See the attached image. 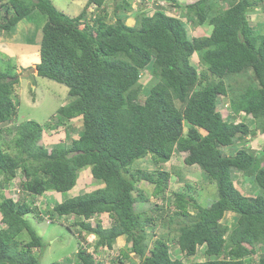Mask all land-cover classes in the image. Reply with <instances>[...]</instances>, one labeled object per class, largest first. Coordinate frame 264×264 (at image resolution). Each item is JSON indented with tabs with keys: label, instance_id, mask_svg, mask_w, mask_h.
I'll use <instances>...</instances> for the list:
<instances>
[{
	"label": "trees",
	"instance_id": "1",
	"mask_svg": "<svg viewBox=\"0 0 264 264\" xmlns=\"http://www.w3.org/2000/svg\"><path fill=\"white\" fill-rule=\"evenodd\" d=\"M106 1L86 0L79 14L69 16L52 0H0V35L32 10L47 17L32 76L65 85L67 101L45 126L57 132L72 118L82 121L75 138L63 130L70 144L46 147L39 122L16 121L17 74L0 72V264L39 263L34 249L42 241L29 215L77 227L74 264H124L126 251L109 263L93 254L113 249L120 237L131 244L137 264H264V143L261 149L235 146L255 136L256 128L264 134V32L248 19V12L264 11V0H163L174 13H166L161 2L143 0L140 8L120 0L112 22ZM129 10L133 24L125 21ZM189 23L209 30L191 35ZM248 70L252 75L239 87L225 82ZM143 71L149 73L147 86L140 82ZM220 95L228 100L225 117L218 110ZM176 152L206 173L218 197L203 206L193 195L173 191L167 203L172 211L164 214L171 175L163 165ZM147 158L152 171L134 165ZM87 167L102 186L44 211L33 203L49 192L69 193ZM232 169L250 181L249 194L235 186ZM140 181L161 201L150 209L155 217L136 210V203L148 200ZM5 185L19 189L17 199L4 193ZM158 220L176 224L181 257L172 258L171 238L153 232ZM85 235L96 237L92 252L83 244ZM198 252L204 258L192 260Z\"/></svg>",
	"mask_w": 264,
	"mask_h": 264
},
{
	"label": "rangeland",
	"instance_id": "2",
	"mask_svg": "<svg viewBox=\"0 0 264 264\" xmlns=\"http://www.w3.org/2000/svg\"><path fill=\"white\" fill-rule=\"evenodd\" d=\"M55 6L62 10L64 13L69 16H76L80 13L86 0H52ZM120 0H107L106 7L108 9L109 16H107L108 22H112L114 20L113 9L115 3ZM132 3L135 7L140 4H143V0H133ZM148 1L151 4H164V8H166V13H174L171 7H167V3L163 0H144ZM182 3H193L195 0H179ZM140 2V4H137ZM226 7V4H223ZM143 7V6H142ZM94 7L88 8V17L94 11ZM4 9L3 5H0V21H1V11ZM93 9V10H92ZM12 13V10L10 9ZM129 10L125 17V21L128 24L134 23V16ZM46 15L39 12L38 10H32L25 19L22 21V24L30 25V22H34L38 27L37 32L39 35L42 34V25L46 20ZM248 19L255 28H258L261 32H264V11L261 8L254 9L251 12H248ZM28 21V22H27ZM189 25V26H188ZM187 25L189 34L196 35L207 32L209 29L206 26H193L191 23ZM16 27V26H15ZM18 27L11 29L14 32ZM9 32H2L1 36L9 35ZM19 36V35H18ZM20 38V37H19ZM8 49L0 48V72L10 73L12 75H16L19 78L18 83L14 84V96L18 103L17 106V123L23 122L26 120H36L39 122L45 129L43 132V138L41 140L42 144L46 147L50 148L53 144L58 142H63L65 145L70 144L69 138H65V133L63 130H66L70 137H77L76 130L81 127L82 121L81 119H75L73 122L66 123L67 126H60V130L56 129L50 130L45 124L51 123L55 120L56 110L59 106L65 103L63 96L67 94V88L65 85L60 84L58 82L43 78V77H33L32 73L34 72L33 68L28 69L27 67L32 62L38 61V51L33 50L26 53L16 52L15 54L7 51ZM197 59L192 58V63H196ZM20 73H19V71ZM248 74H237L225 80L227 84L232 87H239L241 83L243 84L251 74V70L247 71ZM149 73L147 71H143L141 74L140 82L145 84L146 86L149 84ZM61 104V105H60ZM228 100L226 96H219L218 110L225 117L229 114ZM242 116L235 117L234 120L242 119ZM79 118V117H77ZM247 123L250 124V117H247ZM54 122V121H53ZM52 122V123H53ZM186 128V126H185ZM50 130V131H49ZM256 130V135L247 136L243 139V142H237L236 147L248 146L252 149H261L264 143V134L258 130ZM65 131V132H66ZM66 132V133H67ZM202 133H205L201 129ZM228 153H231L232 149H226ZM184 152H176L171 160L163 165V169L167 170L170 173L169 185L166 189V200L163 201V211L162 213H166L167 209L172 211V207H169L167 203H169L170 199L173 197L172 192H185L189 195H193L195 199L203 206L210 205L213 201H215L218 197L216 185L214 182L210 181L205 172H202L195 165H186L183 162ZM139 166L140 168H145L148 170H153V165L150 164L148 158L143 160H136L134 165ZM179 174V175H178ZM233 179L235 186L240 189L244 194H249L246 190L251 185L250 181H245L244 176L241 171L232 169ZM1 178V176H0ZM253 182V181H252ZM184 183H188L190 188H186ZM103 184L90 176L88 167L82 169L79 172L75 187L68 192H64L62 195L55 194L53 197L49 198L53 195V193L37 197L34 199L33 203L37 204V207L42 209L43 211L46 209H51V206L54 205V202L57 199L67 198L69 195H75L77 193L89 192L97 187L102 186ZM141 189L145 192L148 200L145 202H139L135 204L136 210H147L149 213L151 212V208H154L155 204H160V200L151 196L152 186L144 183V181H140L138 183ZM13 186V185H12ZM6 195H11L13 198L17 199L19 192H16L12 189L11 186L5 185L3 189ZM32 198H27V200H31ZM49 199L50 201L46 200ZM58 201H61V200ZM47 212V211H46ZM157 212H151L152 216H156ZM46 214V213H45ZM229 214L225 215V218H228ZM180 218V217H179ZM185 218V217H182ZM49 219V218H48ZM181 219V218H180ZM223 219V221H224ZM28 223L31 227L37 232V234L41 237L42 246L39 248H35L34 252L38 257V264H74L76 261V254L78 251V237L75 236L72 232V229L77 231V227L69 225V222L63 219H56L51 223L46 220H38L34 218L32 215L27 217ZM95 219H90L92 225ZM104 225L107 226L109 224L108 219H103ZM159 224L155 227L154 233L156 235H165L171 240L169 241L171 248V256L181 257V252L175 242V230L176 224L174 223L172 226L164 225L162 221H157ZM1 226V225H0ZM173 228V229H171ZM26 236L25 233L22 234V237ZM96 237L94 235H85V239L83 244L87 245V250L92 252L93 245L95 243ZM130 243H126L125 240L120 237L117 238L114 244L113 249H106V247H102L101 252H94V256H97L103 263H109L112 260L116 259L120 251H126L129 253V258L125 259L124 264H137L138 259L132 252H130ZM204 257L201 253H197L192 260H201Z\"/></svg>",
	"mask_w": 264,
	"mask_h": 264
},
{
	"label": "crops",
	"instance_id": "3",
	"mask_svg": "<svg viewBox=\"0 0 264 264\" xmlns=\"http://www.w3.org/2000/svg\"><path fill=\"white\" fill-rule=\"evenodd\" d=\"M24 19L25 18H23L22 20H20L17 23L16 27H18V28L15 30L17 32H14V30L13 31L10 30L9 35H7V36H5V35L1 36L0 35V48H4V49L6 48L10 51V53L12 52V54H15L16 52L26 53V52H30L33 50L38 51L42 34H41V36L39 35V32H37L38 27L35 25L34 22H30L31 26L22 24L23 23L22 21ZM16 27H13V28H16ZM35 64H36L35 62H32L27 67L28 69L33 68V70H34V72L32 73L33 76H37V70L35 68ZM19 73H20V71H19ZM63 99L65 102L67 101L65 99V95L63 96ZM75 119H78V118H75ZM73 120H74V118H72L71 121H69V122H73ZM50 193H53V195L50 196L49 198L53 197L57 192H49V193H46V195L50 194ZM59 199L56 198L54 203H56V201H58ZM46 200L50 201L49 199H46ZM60 200H62V198Z\"/></svg>",
	"mask_w": 264,
	"mask_h": 264
},
{
	"label": "clouds",
	"instance_id": "4",
	"mask_svg": "<svg viewBox=\"0 0 264 264\" xmlns=\"http://www.w3.org/2000/svg\"><path fill=\"white\" fill-rule=\"evenodd\" d=\"M52 2H53V1H52ZM85 3H86V2H85ZM84 5H85V4H84ZM92 10H93V9H92ZM41 38H42V37H41ZM74 187H75V186H74ZM74 187H73V188H74ZM59 195H60V194H59ZM46 218H47V217H46ZM47 219H48V218H47ZM101 249H102V248H101ZM101 249L98 250L97 252H101ZM97 252H96V253H97ZM93 254H94V252H93Z\"/></svg>",
	"mask_w": 264,
	"mask_h": 264
},
{
	"label": "built area",
	"instance_id": "5",
	"mask_svg": "<svg viewBox=\"0 0 264 264\" xmlns=\"http://www.w3.org/2000/svg\"><path fill=\"white\" fill-rule=\"evenodd\" d=\"M12 189H13V188H12ZM13 190H14V189H13ZM15 191H16V192H19V189H16Z\"/></svg>",
	"mask_w": 264,
	"mask_h": 264
},
{
	"label": "bare ground",
	"instance_id": "6",
	"mask_svg": "<svg viewBox=\"0 0 264 264\" xmlns=\"http://www.w3.org/2000/svg\"><path fill=\"white\" fill-rule=\"evenodd\" d=\"M34 198V197H33ZM33 200V199H32Z\"/></svg>",
	"mask_w": 264,
	"mask_h": 264
}]
</instances>
